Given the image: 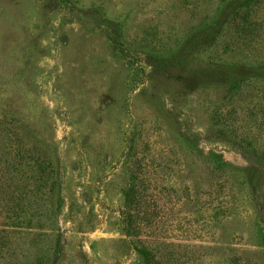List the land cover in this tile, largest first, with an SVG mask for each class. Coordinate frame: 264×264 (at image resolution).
Returning <instances> with one entry per match:
<instances>
[{
	"label": "rangeland",
	"instance_id": "rangeland-1",
	"mask_svg": "<svg viewBox=\"0 0 264 264\" xmlns=\"http://www.w3.org/2000/svg\"><path fill=\"white\" fill-rule=\"evenodd\" d=\"M144 249L264 264V0H0V264Z\"/></svg>",
	"mask_w": 264,
	"mask_h": 264
},
{
	"label": "trees",
	"instance_id": "trees-1",
	"mask_svg": "<svg viewBox=\"0 0 264 264\" xmlns=\"http://www.w3.org/2000/svg\"><path fill=\"white\" fill-rule=\"evenodd\" d=\"M124 202H125V207H127L129 210L133 208L134 206H136L138 203V199L136 198V186L134 185L133 176H131L130 184L128 185V188L124 194ZM132 225H133V221L131 220V218H129L128 216H125V226H126L127 233L129 230L131 231ZM141 254L143 255L145 261L150 264L149 253L144 249L143 251H141Z\"/></svg>",
	"mask_w": 264,
	"mask_h": 264
}]
</instances>
